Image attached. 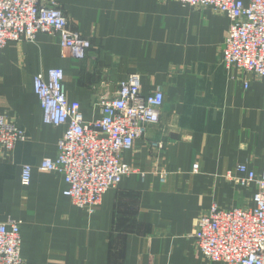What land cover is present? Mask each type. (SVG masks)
<instances>
[{"label":"crops","instance_id":"crops-1","mask_svg":"<svg viewBox=\"0 0 264 264\" xmlns=\"http://www.w3.org/2000/svg\"><path fill=\"white\" fill-rule=\"evenodd\" d=\"M42 2H53L92 48L82 61L62 58L58 36L38 34L0 49V114L26 136L0 151V223L21 222L25 263L219 264L201 257L196 224L213 203L250 209L254 187L226 173L264 167V80L224 66L228 18L178 0ZM50 68L63 70L66 98L79 103L85 122L101 117L102 98H114L129 74L141 76L143 94L163 92L158 123L122 154L136 172L90 216L63 196L60 175L39 170L63 133L43 123L32 91L34 76ZM23 165L32 168L27 186Z\"/></svg>","mask_w":264,"mask_h":264},{"label":"built area","instance_id":"built-area-1","mask_svg":"<svg viewBox=\"0 0 264 264\" xmlns=\"http://www.w3.org/2000/svg\"><path fill=\"white\" fill-rule=\"evenodd\" d=\"M178 1L225 15L229 27L222 49L224 66L264 80V0ZM38 34H56L62 58L82 61L92 48L89 39L69 28L66 16L53 2L0 0V49L8 42L33 43ZM64 78L62 69L50 68L32 81L43 123L63 128L56 156L43 159L39 170L60 175L65 183L63 196L90 216L107 191L136 172L123 161L122 154L158 123L164 96L160 88L143 94L141 76L132 73L118 82L114 98H102L101 117L85 122L79 103L66 98ZM243 87L247 89V84ZM25 140L24 131L0 114V151L11 152ZM197 168L194 164L192 171ZM31 171L29 165L22 166V186L29 184ZM226 178L241 187L253 186V205L246 210L222 209L213 203L196 224L193 238L197 249L209 263L264 264V167L256 174L240 164L227 172ZM20 226L13 218L0 223V264H26L21 256Z\"/></svg>","mask_w":264,"mask_h":264}]
</instances>
